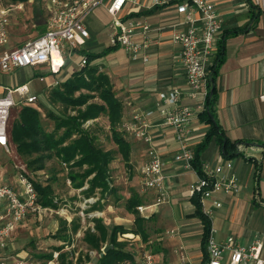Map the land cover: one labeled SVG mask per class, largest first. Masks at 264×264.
Masks as SVG:
<instances>
[{
	"label": "crops",
	"instance_id": "0c3cea01",
	"mask_svg": "<svg viewBox=\"0 0 264 264\" xmlns=\"http://www.w3.org/2000/svg\"><path fill=\"white\" fill-rule=\"evenodd\" d=\"M250 1L253 3L254 9L251 7ZM209 2L222 17L223 25L219 33V42L223 40L225 46V59L216 79V116L226 137L232 142H240L239 145L242 147L240 151H237V156L227 158L223 155L218 142L213 140L202 153L201 161L204 167L209 166L212 172L221 167V176L229 178L235 174L241 185L240 193L230 195L217 193L207 201V206L211 211L212 225L217 230V241L225 242L232 238L234 244L247 246L264 233V207L262 205L264 200V0H209ZM139 3L130 4L125 13L142 23L146 22L151 25L153 31L146 37L135 38L136 43L145 46L139 53L138 59L134 61L130 52L123 49V54H119L118 50L110 52L106 59L97 60L92 65L99 67L101 71L111 77L117 97L124 104L125 120H131L135 113L143 114L150 110L155 111L149 118L150 133L153 137L151 145L129 135L126 138L132 147L133 170L134 168L139 170L138 181L142 191L135 185H132V189L139 193L143 201L141 206L149 207L156 204L160 195L157 190H144L143 188L141 169L148 161V152L152 147L155 148L164 163L165 201L158 207L146 210L145 213L138 210L140 215L148 220V223L154 220L156 224V238L150 240L149 244L159 242L160 247L164 250H159L157 254L151 249L148 250L150 246L143 242L141 236L133 233L120 235L119 241L141 243L142 248L146 244L145 251L154 255L156 264L157 256H161L162 260L167 261L169 255L173 254L174 251L165 252V248L169 247L174 250L184 249L183 257H177L176 254L178 261L171 264H182L183 262L192 264L195 261L193 252L199 244L200 262L203 264L204 226L197 216L196 207L191 197V190L198 181V175L194 170L188 169L184 161L176 160L181 144L176 140L174 130L164 125L162 116L157 110L160 94L171 87H179L183 91V105L195 107L203 99L202 95H199L197 99H192L188 95L185 72L178 60L180 47L174 41L176 32L187 30V26L174 27L186 20V14L181 13L178 9L184 0H174L169 5L160 8L153 5L154 0H139ZM258 9L263 12L261 16H258L260 11ZM234 31L239 32L228 36ZM92 37L91 33V39L87 41L86 46L90 44ZM106 47L108 49L110 43ZM82 51L94 53L86 50L84 46L72 56L79 54L84 57ZM95 54L100 53L95 52ZM68 58L70 59L65 56L66 64L59 74L52 75L48 73L47 66H42L40 67L41 75L48 73L46 76L52 78L51 83L66 81L75 71L81 70L74 69L71 74L65 76L66 79H57L56 77L61 75L68 65ZM144 58H148V62H145ZM0 74L4 73L0 71ZM1 88L6 92L7 87L0 86ZM4 91L0 94H4ZM191 129L189 146L194 152L205 140L209 126L198 117ZM229 164L232 165V168L229 167ZM136 165H140V169ZM133 170L129 171L133 172ZM133 179L134 176L130 175L129 180L133 182ZM87 186L89 187L86 184L82 190H86ZM97 195L100 198H94ZM95 196L86 198L88 200L95 199L97 202L98 199L106 201V197L102 198L100 193ZM130 197L131 191L128 198L130 199ZM215 201L221 203L222 206L216 208ZM42 208L50 210V212H45L44 216L55 213L54 210H56ZM108 212L103 211L101 216L105 218L103 223L109 232L114 226H124L128 230L133 229L135 222L133 214H129L133 219L130 221V226L122 223L108 225L107 223L111 221ZM71 218L68 220L73 222ZM21 228L23 225L17 229L16 233ZM14 240L15 236L13 243ZM70 242L71 240H68L64 244L67 245ZM160 247L158 246V249ZM24 254L27 253L24 252ZM139 256L136 255L135 263L142 264L144 257ZM138 257L142 260L138 261ZM97 263L98 261H96Z\"/></svg>",
	"mask_w": 264,
	"mask_h": 264
},
{
	"label": "built area",
	"instance_id": "2783aa9c",
	"mask_svg": "<svg viewBox=\"0 0 264 264\" xmlns=\"http://www.w3.org/2000/svg\"><path fill=\"white\" fill-rule=\"evenodd\" d=\"M172 1L174 0H154L153 5L163 7ZM48 2L50 17L46 32L36 39L27 41L19 48L11 47L8 18L16 10H22L24 5L6 7L0 4V71L2 73L21 68L47 66L48 73L59 74L66 64L65 56L70 57L78 53L91 39L87 19L97 8L105 9L112 17L109 30L110 46L126 49L134 61L145 48L136 43L135 38L146 37L153 31L151 25L146 22L142 23L125 13L130 4H140L139 0H49ZM178 9L186 14V20L174 27L187 26V30L174 34V41L180 47L178 60L185 72L188 95L192 99H197L199 95H202L203 99L195 107L183 105V91L179 87H171L160 94L157 110L162 116L164 125L174 130L175 138L181 144L176 160L184 161L188 169L194 170L192 166L194 152L189 146V138L193 123L206 109L219 51V33L223 22L221 15L209 0H184ZM87 61V57L84 56L80 69L88 64ZM144 61L148 62V58H144ZM48 73L40 76L41 82H46ZM59 84V81L49 83L47 90ZM15 95L19 98L16 99ZM37 103H39V96L31 95L28 84L15 90L8 88L4 94H0L1 151L6 154L11 153L9 127L14 110ZM154 112L150 110L143 114L135 113L131 120L123 124L125 135L151 145L153 137L150 133L149 118ZM241 147L238 145L237 149L240 151ZM148 155L149 159L141 169L143 188L144 190H157L160 195L156 204L149 207L140 206L138 210L141 213L158 207L165 201L164 163L155 148L152 147ZM229 167L232 168V165L229 164ZM203 169L205 176H198V181L191 190V197L199 195L204 213L211 217L207 201L220 192L228 195L238 194L241 191V185L235 174L229 178L221 176V167L214 172L209 166ZM2 175L0 166V206L6 208V213L0 215V248L5 249L13 241L17 229L25 224L30 215L42 218L44 213L50 210L43 209L39 204L36 187L26 173H21L17 189L2 185ZM95 201V199L87 200L88 203ZM262 205L264 207V200ZM214 206L219 208L222 205L215 201ZM216 233L217 230L212 225L207 241L208 259L203 264H227L228 260V264H264V233L247 246L234 244L232 238L225 242H218ZM60 254V252H55L47 264H60ZM0 264H7V258L0 256ZM142 264H156L154 255L146 253Z\"/></svg>",
	"mask_w": 264,
	"mask_h": 264
},
{
	"label": "trees",
	"instance_id": "16d2710c",
	"mask_svg": "<svg viewBox=\"0 0 264 264\" xmlns=\"http://www.w3.org/2000/svg\"><path fill=\"white\" fill-rule=\"evenodd\" d=\"M30 0H13V5L26 4ZM37 1L40 5L41 0ZM254 9L253 3L250 1ZM160 8V7H158ZM258 16L263 14L261 9ZM36 12V11H34ZM257 14V13H256ZM239 31H234L236 34ZM227 36V37H228ZM22 46V45H21ZM118 50L117 47H109L101 54L88 53L82 51V55L88 59V64L66 81L61 82L57 87L49 89L50 99L54 103L62 105L67 110H72L74 114H67L65 117L53 116L55 121V130L48 133L45 130L42 121V114L38 108L26 106L19 108L16 114V120L9 127L10 140L12 148L23 158H28V167L34 173L46 170V161L57 157L63 165L71 169L73 173L72 180L76 183L77 189L84 190L87 198L94 197L97 193L104 198L108 194L117 192L112 185L110 175V166L116 160V154L113 150H104L98 146L91 131L86 128L87 123L99 119L102 115L107 116L112 139L118 147V153L129 170H133L131 163L132 147L123 131L124 104L117 97V93L111 77L92 64L107 56L110 52ZM225 59V46L223 40L219 42V51L214 66V76L210 84V94L206 102V109L200 113L199 117L203 123L209 126L207 136L194 151L193 169L200 177L205 176L204 165L201 161L202 153L209 147L213 140H216L227 158L237 156L238 145L240 142H232L227 137L216 116L217 87L216 79L220 67ZM42 106V104H40ZM62 132L61 135L59 133ZM36 156L35 159H33ZM75 173V174H74ZM34 183L39 195V204L44 208L58 209L59 203L55 198L53 186L42 184L29 176ZM56 180V179H53ZM199 195L192 197L193 204L196 207L198 218L202 221L203 239L202 250L204 261L208 259L207 241L212 229V220L203 211ZM143 204L139 193L131 189V197L126 204L129 213L135 216L134 229L128 230L124 226H114L109 232L101 219H94V229H87L84 234V243L93 251H98L100 258L97 264H137L132 253L125 251L126 242H120L119 236L133 233L141 236L143 242L150 246V234L147 229L148 220L143 218L138 208ZM66 226L67 222L62 221ZM72 222V233L77 234L80 225ZM58 238V237H56ZM68 237L60 240L67 241ZM109 244L107 245V241ZM112 246V249L105 255H102V249L106 246ZM63 246V245H62ZM55 248L53 253L44 256L50 261L56 251L61 252L60 261L62 264H74L68 261L69 256L63 252L64 247ZM151 247V246H150ZM152 250V249H151ZM153 251V250H152ZM90 262V256L87 257ZM82 258H79L77 264H85Z\"/></svg>",
	"mask_w": 264,
	"mask_h": 264
},
{
	"label": "rangeland",
	"instance_id": "374dc122",
	"mask_svg": "<svg viewBox=\"0 0 264 264\" xmlns=\"http://www.w3.org/2000/svg\"><path fill=\"white\" fill-rule=\"evenodd\" d=\"M48 1L49 0H41L40 3H38L40 5H37V1L30 0L28 3L24 4L22 10H16L9 16L8 30L10 33L12 48H19L27 41L36 39L46 32V25L50 17ZM12 3L13 0L0 1V4L6 7L13 5ZM110 25H112V17L105 9L97 8L94 10L87 19V26L93 37L90 44L85 46V49L89 52L103 53L107 48V44L110 43L108 34ZM123 51L122 47H118L119 54H123ZM106 57L107 56L99 60L106 59ZM82 59L83 57L79 54L74 55V57L70 56V59L68 58V65L64 68L63 73L56 78L64 80L66 79L65 76L71 74L74 69H80ZM40 76V67L15 69L0 74V86L15 90L24 84H28L31 90V95L39 96V103L30 106L38 108L42 114V121L45 130L48 133H52L55 130L53 116L65 117L67 114H74V112L51 101L50 93L47 89L52 78L50 76L47 77L46 82L44 83L40 81ZM2 91H4L3 88L0 89V92ZM15 98L18 99L19 96L15 95ZM40 104H42V106H40ZM18 110L19 109L14 110L10 125L15 122ZM86 128L91 131L98 146L102 147L104 150H113L116 154V160L110 166V175L112 185L117 190V194H108L105 199L106 201H103L104 199H98V202L95 201L88 203L84 191L76 188V183L72 180L71 175H73V173L71 174V169H68L67 166L63 165L55 156L46 161V170L34 173L32 169L28 167L30 160L21 157L16 152L15 147L12 148L11 146L10 154H6L4 151L0 150V166L3 173L2 185H9L14 189H17L21 173H26L39 183H50L54 188L56 201L59 203V208L54 210L55 213H49L43 218H37L34 215L29 216L27 218V220H29H26L27 222L25 221L26 223L23 225V228L16 233L14 243L11 242L5 249L0 248V256L7 258V264H18V262H20L19 264H47L48 259L44 258V256L53 253L55 248L61 247L62 245V247L65 248L63 252L69 256L67 259L69 262L73 261L74 264H77L79 258H82L86 261L85 264H96V261L100 258L99 252L89 249L83 241L85 231L89 228L94 229V219H101L103 221L105 218L101 216V213H103V211H109L108 217L111 221L107 223L108 225L110 223L131 225L130 221H133V219L130 217V213L126 209V204L129 200L128 197L132 185L140 187L139 189L142 191V187L138 181L139 170L137 171L135 168L133 172L128 170L125 162L118 153L117 145L112 139L107 116L102 115L99 119L87 123ZM61 134L62 132L59 133V135ZM35 158L36 156L33 159ZM136 166L140 169V165ZM130 175L134 176L133 182L129 180ZM94 198H100V196L97 195ZM3 213H6V208L0 206V215ZM69 218L73 219V221H75L74 223H77V225H80L81 228L77 234L72 233L70 225L72 222L68 220ZM62 221H66L67 225L65 226ZM149 223L147 224V229L151 237L150 240H152L156 238L155 236L157 235L155 229L156 224L154 223V220ZM167 234L168 233H166V235ZM79 235L81 236L79 237ZM56 237L61 239L68 237L67 239L71 240V242L70 244L65 245V240L59 242L58 240L60 239ZM126 243L128 245L125 251L131 252L132 254L135 253L138 256L140 255L139 257L142 256V258L144 257L146 253V244H144L142 248L140 246L142 245L141 243L136 244V242L131 243L129 241ZM150 246L151 247L148 248V250L152 249L156 254L159 250H164L160 247L159 242H154V244L152 243ZM158 246L160 249H158ZM199 246L200 245L198 244L193 252L195 261H191L192 264H201V250ZM165 249L166 253H170L171 251L174 252L169 255L167 261L162 260L161 256L159 257L156 255L158 260L157 264H171L174 261H178L177 257L181 258L183 257L182 255H184L183 248H177L174 250L172 247H169L168 249ZM103 250L104 248L102 249V253ZM161 251L159 255L161 254ZM24 252L27 254H24ZM21 254L23 255L20 256ZM136 255H134L135 258ZM88 256L91 258L90 262L87 260ZM139 257L137 259L138 261H141L142 259ZM60 264H62L61 261ZM182 264L188 263L183 262Z\"/></svg>",
	"mask_w": 264,
	"mask_h": 264
},
{
	"label": "water",
	"instance_id": "95a60500",
	"mask_svg": "<svg viewBox=\"0 0 264 264\" xmlns=\"http://www.w3.org/2000/svg\"><path fill=\"white\" fill-rule=\"evenodd\" d=\"M111 249H112V246H111V245L106 246V247L104 248L103 253H102L101 256L107 254Z\"/></svg>",
	"mask_w": 264,
	"mask_h": 264
},
{
	"label": "bare ground",
	"instance_id": "6f19581e",
	"mask_svg": "<svg viewBox=\"0 0 264 264\" xmlns=\"http://www.w3.org/2000/svg\"><path fill=\"white\" fill-rule=\"evenodd\" d=\"M55 59H56V61H59V59H58V58H55ZM129 236L133 237L132 235H129Z\"/></svg>",
	"mask_w": 264,
	"mask_h": 264
}]
</instances>
